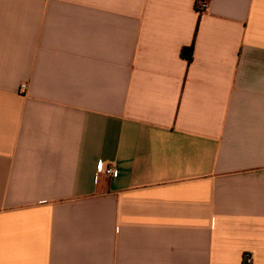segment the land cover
I'll use <instances>...</instances> for the list:
<instances>
[{"label":"crops","instance_id":"0c3cea01","mask_svg":"<svg viewBox=\"0 0 264 264\" xmlns=\"http://www.w3.org/2000/svg\"><path fill=\"white\" fill-rule=\"evenodd\" d=\"M0 264H264V0H0Z\"/></svg>","mask_w":264,"mask_h":264},{"label":"trees","instance_id":"16d2710c","mask_svg":"<svg viewBox=\"0 0 264 264\" xmlns=\"http://www.w3.org/2000/svg\"><path fill=\"white\" fill-rule=\"evenodd\" d=\"M204 3H208V0H197V9L200 12H203L207 9V8H204ZM198 29H199V23L196 27L195 38L197 36ZM193 55H194V43L190 46L182 48L181 56L185 58L188 61V63H191L193 61Z\"/></svg>","mask_w":264,"mask_h":264},{"label":"built area","instance_id":"2783aa9c","mask_svg":"<svg viewBox=\"0 0 264 264\" xmlns=\"http://www.w3.org/2000/svg\"><path fill=\"white\" fill-rule=\"evenodd\" d=\"M208 7V3H204V8ZM26 87H23V89H25ZM99 173H105L107 175L110 176H117L118 175V171L115 167H108L106 166L104 163H101L99 165V169H98Z\"/></svg>","mask_w":264,"mask_h":264}]
</instances>
